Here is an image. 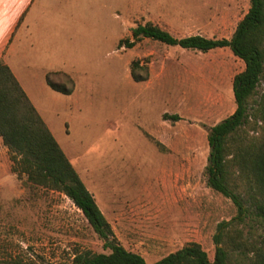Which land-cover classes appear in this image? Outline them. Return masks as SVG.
Wrapping results in <instances>:
<instances>
[{
    "label": "rangeland",
    "instance_id": "obj_1",
    "mask_svg": "<svg viewBox=\"0 0 264 264\" xmlns=\"http://www.w3.org/2000/svg\"><path fill=\"white\" fill-rule=\"evenodd\" d=\"M30 1L0 0V52ZM33 1L9 63L117 241L148 263L190 242L213 260L218 224L237 208L208 185V133L235 112L233 81L245 62L229 47L203 52L149 38L133 48L118 43L146 22L177 37L231 38L250 1ZM137 61L149 67V79L134 81ZM51 70L70 73L75 91L52 90L45 81ZM51 78L66 81L62 74ZM263 92L264 77L252 108ZM253 128L246 127L251 136ZM237 135L229 169L233 188L242 189L236 146L245 135ZM104 243L68 196L29 187L12 171L0 138V264L15 258L71 264L78 252L109 253Z\"/></svg>",
    "mask_w": 264,
    "mask_h": 264
},
{
    "label": "trees",
    "instance_id": "obj_2",
    "mask_svg": "<svg viewBox=\"0 0 264 264\" xmlns=\"http://www.w3.org/2000/svg\"><path fill=\"white\" fill-rule=\"evenodd\" d=\"M249 1L250 8L231 38H208L200 34L177 37L152 22H146L134 26L131 37L122 38L118 43V48H133L149 38L203 52L229 47L245 62L244 70L236 74L233 81L235 112L213 125L208 133L211 149L208 185L230 198L237 208V214L231 220L218 224L214 234L216 250L213 260L197 242L187 243L153 263L121 245L96 197L15 73L0 60V137L12 162V171L24 178L29 187L56 190L68 196L104 240L105 248L110 250L109 253L78 252L71 264H264V92L255 101V107L250 105V99L264 77V0ZM53 74H62L66 81L62 84L52 80ZM131 75L136 82L145 81L150 77L149 67L137 61L131 67ZM45 81L54 91L66 95L75 91V80L66 71L51 70L46 73ZM165 118L176 119L177 116L165 114ZM249 124L253 125L257 135L249 134L246 129ZM239 132L245 135L236 146L244 186L234 189L229 155L230 146L234 138L239 137ZM1 264L58 263L15 258Z\"/></svg>",
    "mask_w": 264,
    "mask_h": 264
},
{
    "label": "crops",
    "instance_id": "obj_3",
    "mask_svg": "<svg viewBox=\"0 0 264 264\" xmlns=\"http://www.w3.org/2000/svg\"><path fill=\"white\" fill-rule=\"evenodd\" d=\"M34 1L31 0L30 4L28 5V7L21 13V16L18 19L17 24L14 26V30L12 32L11 38L5 42L2 46H1V52H0V60L3 62H5L6 64H8L11 69L13 70V72L15 73L16 77L18 78V80L20 81L21 85L23 86V88L25 89L24 85L22 84V80L21 77L18 75V73L15 71L13 65H11L10 62V57H11V52L12 49L15 45V42L18 38V33L25 27L26 25V18L27 15L30 11L31 6L33 5ZM28 27V26H27ZM47 84V83H46ZM53 90V89H52ZM25 91L27 92V90L25 89ZM28 96L30 97V99L33 102L32 97L30 96V94L27 92ZM34 103V102H33ZM35 104V103H34ZM36 106V105H35ZM37 107V106H36ZM38 109V108H37ZM40 112V111H39ZM41 114V112H40ZM42 115V114H41ZM1 138V137H0ZM2 140V138H1ZM3 142V141H2ZM7 149V148H6Z\"/></svg>",
    "mask_w": 264,
    "mask_h": 264
}]
</instances>
